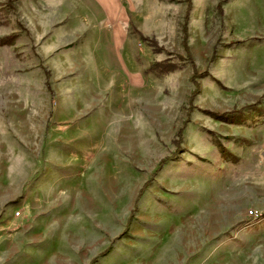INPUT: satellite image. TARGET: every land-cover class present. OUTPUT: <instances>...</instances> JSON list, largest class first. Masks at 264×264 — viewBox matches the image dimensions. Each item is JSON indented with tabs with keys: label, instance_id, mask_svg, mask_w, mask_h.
Here are the masks:
<instances>
[{
	"label": "rangeland",
	"instance_id": "374dc122",
	"mask_svg": "<svg viewBox=\"0 0 264 264\" xmlns=\"http://www.w3.org/2000/svg\"><path fill=\"white\" fill-rule=\"evenodd\" d=\"M187 5L96 69L75 0H0V264H264L263 0H192L189 51Z\"/></svg>",
	"mask_w": 264,
	"mask_h": 264
},
{
	"label": "crops",
	"instance_id": "0c3cea01",
	"mask_svg": "<svg viewBox=\"0 0 264 264\" xmlns=\"http://www.w3.org/2000/svg\"><path fill=\"white\" fill-rule=\"evenodd\" d=\"M75 2L83 20L82 26L91 28L93 32L92 28L97 27L92 34L94 36L86 41L92 42L96 39V44L93 47L90 45L85 53L83 51L85 49L82 48L81 57L83 59L100 58L101 65L95 60L96 69L116 68L115 52L119 50V45L116 47V43L125 41L124 33L128 31L127 26L130 25L133 11L141 9V3L146 0H75ZM109 26L110 28H108ZM98 30L102 31L103 36L106 37H97ZM123 52L125 51L123 50ZM261 70L264 73V69Z\"/></svg>",
	"mask_w": 264,
	"mask_h": 264
},
{
	"label": "trees",
	"instance_id": "16d2710c",
	"mask_svg": "<svg viewBox=\"0 0 264 264\" xmlns=\"http://www.w3.org/2000/svg\"><path fill=\"white\" fill-rule=\"evenodd\" d=\"M186 1H187L188 5H187V12H186V15H185V22H184V27H183V36H184V40L183 41H184L186 49H188V51H189V45H188V21H189V12H190V9H191L192 0H186ZM151 41L154 42V45H156V41L154 39H152ZM162 65H166L167 66L166 62H164L162 64L161 63H153L152 67H154V68L158 67V66L161 67ZM195 77H193V78H195ZM193 80L195 81V79H193ZM48 87H49L50 91L52 92L49 83H48ZM196 95H197V90H194L193 93H192V99L195 98ZM215 115L220 117V116H223L224 114L215 113ZM178 133H179V135H181L182 130L180 129ZM166 161L167 160L161 161L160 166H163L166 163Z\"/></svg>",
	"mask_w": 264,
	"mask_h": 264
},
{
	"label": "built area",
	"instance_id": "2783aa9c",
	"mask_svg": "<svg viewBox=\"0 0 264 264\" xmlns=\"http://www.w3.org/2000/svg\"><path fill=\"white\" fill-rule=\"evenodd\" d=\"M251 214H254L253 212H251Z\"/></svg>",
	"mask_w": 264,
	"mask_h": 264
}]
</instances>
